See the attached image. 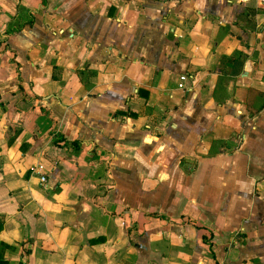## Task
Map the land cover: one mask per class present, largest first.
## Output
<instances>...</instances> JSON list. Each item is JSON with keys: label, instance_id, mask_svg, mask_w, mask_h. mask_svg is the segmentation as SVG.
<instances>
[{"label": "crops", "instance_id": "1", "mask_svg": "<svg viewBox=\"0 0 264 264\" xmlns=\"http://www.w3.org/2000/svg\"><path fill=\"white\" fill-rule=\"evenodd\" d=\"M0 221L6 264H264V1L0 0Z\"/></svg>", "mask_w": 264, "mask_h": 264}, {"label": "trees", "instance_id": "2", "mask_svg": "<svg viewBox=\"0 0 264 264\" xmlns=\"http://www.w3.org/2000/svg\"><path fill=\"white\" fill-rule=\"evenodd\" d=\"M28 22L30 23L31 20L28 21ZM15 30H16V31L20 30V27L16 28ZM10 31H11V29H10ZM6 47H7L6 45H3V46H2L3 49H5ZM72 143H73L74 145L78 146L75 142H72ZM184 220H185V219H184ZM194 226H195L196 228H201V226L198 225V224H194ZM1 227H2V222L0 221V229H1ZM0 246H2V247H8V245H5V244L2 243V242H0ZM0 264H6V261L3 260V259L1 258V256H0ZM18 264H23V263H22V262H19Z\"/></svg>", "mask_w": 264, "mask_h": 264}, {"label": "built area", "instance_id": "3", "mask_svg": "<svg viewBox=\"0 0 264 264\" xmlns=\"http://www.w3.org/2000/svg\"><path fill=\"white\" fill-rule=\"evenodd\" d=\"M262 1H264V0H262ZM185 79V77L184 76H180V82H179V84H178V86L180 87V88H183L184 87V85H183V80ZM40 180L43 182V181H45V176H43V175H41L40 176Z\"/></svg>", "mask_w": 264, "mask_h": 264}]
</instances>
